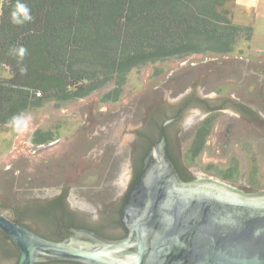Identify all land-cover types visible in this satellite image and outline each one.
<instances>
[{"label": "trees", "instance_id": "trees-1", "mask_svg": "<svg viewBox=\"0 0 264 264\" xmlns=\"http://www.w3.org/2000/svg\"><path fill=\"white\" fill-rule=\"evenodd\" d=\"M17 2L3 0L0 9V132L21 129L34 147L29 156L44 166L61 127L46 128L49 114L34 112L50 104L65 112L77 103L120 107L135 93L133 71L150 68V76H159L172 61L186 62L196 54L234 55L254 34L251 25L233 21L236 0H19L32 17L19 24L11 18ZM165 104L155 106L153 116L167 118ZM164 105L166 112L158 113ZM155 121L138 131L133 145L134 180L160 139L163 120ZM167 148L170 156L169 143ZM187 148L186 161L193 163ZM23 201L16 204L66 206L65 194Z\"/></svg>", "mask_w": 264, "mask_h": 264}, {"label": "water", "instance_id": "water-1", "mask_svg": "<svg viewBox=\"0 0 264 264\" xmlns=\"http://www.w3.org/2000/svg\"><path fill=\"white\" fill-rule=\"evenodd\" d=\"M173 120L161 124L160 139L125 199L126 237L79 229L74 238L53 240L0 212V228L19 251L15 264H264V193L181 179L167 148L166 126Z\"/></svg>", "mask_w": 264, "mask_h": 264}, {"label": "rangeland", "instance_id": "rangeland-1", "mask_svg": "<svg viewBox=\"0 0 264 264\" xmlns=\"http://www.w3.org/2000/svg\"><path fill=\"white\" fill-rule=\"evenodd\" d=\"M2 3L0 0V9ZM233 10V21L250 24L254 33L251 41L240 43L234 55L196 54L186 62L172 61L166 72L159 76H150V68L133 71L130 84L135 93L125 98L120 107L94 109L77 103L65 112L50 104L46 107L48 110L34 112L36 117L49 114L46 128L61 127L58 143L49 148L51 153L47 149L53 161L48 167L29 156L34 147L22 137L21 129L0 132V206H11L23 199H44L49 191L54 189L58 193L62 187L67 188L72 205L107 204L120 193L118 186L128 180L131 148L137 131L143 129V116L148 107L177 100L181 94L175 97L174 93L186 90H182L183 80L191 89L202 84L225 89L226 74L248 73L245 69L249 63L242 56L257 52L264 58V0H238ZM262 68L264 70V65ZM214 77L222 83L208 85L207 81ZM234 84L235 87L240 85ZM253 88L249 90L253 91ZM191 116H186L185 120ZM227 120L222 115L224 129ZM24 130L26 128L22 126ZM186 133L182 137L176 134L182 151L189 139V132ZM90 177H96L97 181Z\"/></svg>", "mask_w": 264, "mask_h": 264}, {"label": "flooded vegetation", "instance_id": "flooded-vegetation-1", "mask_svg": "<svg viewBox=\"0 0 264 264\" xmlns=\"http://www.w3.org/2000/svg\"><path fill=\"white\" fill-rule=\"evenodd\" d=\"M241 58L247 59L249 63V67L245 69L248 73L226 74L225 89L210 88L206 84L191 89L187 88L188 84L183 83V80L182 90H186L174 93L175 97L181 94L180 100L170 107L165 104L169 116L165 118V105L158 111L164 115L153 116V108L163 103L158 102L147 108L142 127L148 129L154 120H163V123L166 119L174 118L166 126V135L167 141L169 140L170 158L179 177L190 178H184V181H212L225 187L226 184L230 185L243 193H264V58L257 52H249L247 57ZM211 83L216 86L222 81L214 77V80L207 81L210 86ZM234 83L240 85L235 87ZM250 88H253V91H250ZM187 111H191L192 116L185 120ZM222 115L228 118L225 129L221 121ZM186 132H189L186 150L187 146L191 149L193 163L186 161L185 151H182L180 140L176 137V134L182 137ZM138 133L137 131L134 142L139 141ZM132 149L134 148H131L129 178L125 184L118 186L120 193L117 192L107 204L72 205L67 188L62 187L58 193L54 189L49 191L44 199H23V202L50 201L65 194L66 206H20L13 202L11 206H0V212L53 240L74 238L79 234L76 232L79 229L91 230L105 238H124L128 231L122 223L123 205L137 179L134 180L136 165ZM49 152L51 153V150ZM50 162L53 163L51 157L48 166ZM184 168H187V172ZM89 179L97 181L96 177ZM18 255V248L0 228V264H15ZM35 264L86 263L51 260L38 261Z\"/></svg>", "mask_w": 264, "mask_h": 264}, {"label": "clouds", "instance_id": "clouds-1", "mask_svg": "<svg viewBox=\"0 0 264 264\" xmlns=\"http://www.w3.org/2000/svg\"><path fill=\"white\" fill-rule=\"evenodd\" d=\"M21 14H22V19H21ZM11 18L14 23H18V24L32 19L31 15L29 14L28 8L24 4L19 3V0L17 2L16 8L11 13Z\"/></svg>", "mask_w": 264, "mask_h": 264}, {"label": "crops", "instance_id": "crops-1", "mask_svg": "<svg viewBox=\"0 0 264 264\" xmlns=\"http://www.w3.org/2000/svg\"><path fill=\"white\" fill-rule=\"evenodd\" d=\"M236 4L238 5V0H236ZM247 25H250V24H247Z\"/></svg>", "mask_w": 264, "mask_h": 264}]
</instances>
